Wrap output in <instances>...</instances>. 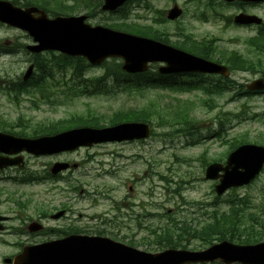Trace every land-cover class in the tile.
Instances as JSON below:
<instances>
[{
  "label": "rangeland",
  "instance_id": "1",
  "mask_svg": "<svg viewBox=\"0 0 264 264\" xmlns=\"http://www.w3.org/2000/svg\"><path fill=\"white\" fill-rule=\"evenodd\" d=\"M73 2L74 0L69 1ZM148 2L152 9L135 10L147 22L157 19L160 16L158 11H167L171 7L169 0ZM176 2L183 9L180 22L160 24V28L173 32L176 27L184 26L195 38H204V42H209V38L216 39L215 49L208 47L215 58L228 51L254 57L255 53L248 49L245 41L258 30H264V3L247 8L248 13L262 19V25L243 28L229 21V17L236 13L235 5H211L210 10L209 0ZM201 10H210L207 12L210 20L200 21L192 16L193 11L198 15ZM76 12L74 15L83 14L81 10ZM108 21L104 14H96L87 19L91 26L103 25ZM5 35H0V38ZM12 36L15 35L10 32L8 38L12 39ZM171 39L173 42L174 38ZM184 46L192 48L188 42ZM25 59L24 56L22 59L0 57V75L9 76L21 72L24 65L16 61ZM86 68V75L90 77H99L104 72L100 66ZM263 74L264 61L255 71H234L230 78L237 83L246 84ZM233 90L231 88L229 92L212 97L214 104L209 103L206 105L208 107L202 104L201 99L205 96L199 91L174 93L120 87L90 96L74 98L70 94L66 97L54 94L43 98L40 93L28 88L25 93L30 92L24 93L23 102L19 104L11 102L9 95H2L0 121L7 122L9 125L2 124V127L12 129L13 132L21 130L22 133H28L27 128L35 129L50 122L68 119L76 123L68 120L70 122L61 129L83 126L79 122L88 119L104 124L109 118L116 116V113L138 110L153 101L159 104L162 114L156 116L153 112L150 113L154 116L151 120L153 135L144 142L104 143L96 148L68 155L70 161L80 163V168L64 173L57 180L42 184L35 180L37 173L43 171L36 168L35 163L46 164L51 159L26 157V172H8L9 176L32 184L13 185L10 181L0 183V188H5L7 192L5 196L28 202V207L23 210L16 207L15 203H10V199L4 203L0 201V214L13 217L6 224L7 231L0 233V264H3V259L19 253V244L35 242L32 234L22 233L30 220L35 218L37 209L43 213L65 209L67 219L78 220L79 225L93 229H99L97 225L104 223V227L100 229L111 234L115 241L146 253H153L152 249L160 246L157 237L161 229L167 227H171L175 238L176 234H182V243L188 246L187 250H202L204 247L201 241H185L188 237L178 228H183L185 224L193 226L207 222L209 213L218 207L224 210L228 208L225 204L228 198L247 197L250 207L244 213L246 219L264 220V171L250 185L230 190L218 197V201L213 192L215 183L204 180L202 166L213 160L224 164L226 158L223 157L226 152H230L232 141L235 140L236 144L249 142L264 145V94L232 96ZM178 105H185L190 111L189 117L193 116L196 123V130L190 136L176 133V127L164 129L158 126V118H174ZM233 114L238 116V120H231ZM18 120H21V126L15 129L10 123ZM219 123L224 124L225 131L219 138L213 137ZM25 126L27 128H23ZM102 162L108 166L105 167ZM79 191L82 193L79 194ZM99 192L103 195H95Z\"/></svg>",
  "mask_w": 264,
  "mask_h": 264
},
{
  "label": "water",
  "instance_id": "2",
  "mask_svg": "<svg viewBox=\"0 0 264 264\" xmlns=\"http://www.w3.org/2000/svg\"><path fill=\"white\" fill-rule=\"evenodd\" d=\"M104 1V10H114L126 0ZM33 14H37V17ZM178 15L180 11L174 8L168 18L174 19ZM0 20L25 31L37 44L27 48L33 53L56 51L69 57H83L92 65H99L106 58H120L123 60L122 70L129 74L145 72L149 63H164L165 67L159 69L163 74L195 72L224 77L229 75L228 70L220 65L166 45L101 27H90L84 23L83 17L48 19L43 11L35 8L21 11L9 3L0 2ZM234 21L239 24L260 23L255 17L246 15H240ZM31 72L32 67L27 70L24 80L28 79ZM247 89L264 90V80L252 82ZM149 135L150 128L143 123H126L102 130L81 128L38 139L0 134V152L13 154L25 151L38 156L93 143L143 140ZM12 163L15 162L0 160V169ZM263 165L264 148L244 145L228 156L225 166L209 165L205 179L219 181L214 188L219 196L230 188L249 184L261 172ZM64 169L65 166H56L52 173ZM29 230L33 231V227ZM215 261L220 264H264V243L237 246L223 241L198 252L169 249L150 254L107 238L73 236L39 246H25L14 257L12 264H210ZM4 263H11V260H4Z\"/></svg>",
  "mask_w": 264,
  "mask_h": 264
},
{
  "label": "trees",
  "instance_id": "3",
  "mask_svg": "<svg viewBox=\"0 0 264 264\" xmlns=\"http://www.w3.org/2000/svg\"><path fill=\"white\" fill-rule=\"evenodd\" d=\"M25 4L36 5L40 8L51 11L53 14H63L65 12L73 11V7L67 6L60 0H25ZM89 12H92V8H89ZM127 11H123L122 16L127 15ZM202 17V16H201ZM116 30L130 31L134 34L137 33L139 27L135 25H123L112 26ZM250 48L259 52L261 55H257L252 59L245 58L244 56L235 53L233 51L221 53L220 57H213L212 51L205 50L195 51L196 54L201 57L222 63L227 65L234 71H253L258 65L264 61V37L263 39L250 38L247 41ZM36 76L24 87V92L28 88L37 89L43 98H49L54 94L59 96L73 97L82 95H93L97 93L105 92L108 89V85L112 82L117 86H122L125 89L134 88L136 90L145 89H169L176 93L200 91L206 98H202L201 102L204 106L209 103H213L212 97L214 95H221L226 88V82L224 85L218 84V82H207L208 80L197 76L193 80L192 84L180 83L171 84L172 77H162L156 72H146L138 75H127L121 72L120 64L116 61L106 62L102 68L104 73L99 77L86 78L87 64L82 59H71L61 55L49 54L39 57V60L35 62ZM224 83V82H222ZM228 83V82H227ZM231 84H235L231 82ZM221 93V94H220ZM235 95H246L247 93L241 87H237L233 90ZM208 107V106H206ZM175 115L172 120L167 118H158V126L162 128L176 127V133L183 135H190L196 130L194 125L195 121L193 117H189V109L185 105H178L175 108ZM153 112L156 116H161L162 110L159 104L155 101L150 102L146 107L138 110H128L127 112L116 113V116L109 118L104 124H99L98 121L88 119L86 121H80L79 124L93 126V127H105L112 126L122 122H144L151 125V120L154 116L150 113ZM150 115V116H148ZM231 120H238V116L231 115ZM173 121L174 123L168 122ZM67 122H58L51 125L63 127ZM72 123H76L71 120ZM196 124V123H195ZM24 128H27L25 126ZM223 129V124L219 123L216 137H219ZM35 134L34 130L30 131L29 136ZM27 136V135H25ZM237 146L236 141H232L230 150H233ZM262 196L264 197V189L262 190ZM249 200L247 197L230 198L226 204L227 210H221L219 207L217 210L209 214L207 222L198 225H184L181 230L188 238V240H199L202 242V247H207L215 242L227 240L235 244L249 245L256 244L264 241V220L260 218H247L244 215L246 209L249 206ZM155 233V232H154ZM173 232L171 227L161 229V233L158 238L157 248L152 251H160L163 249H187V245L182 243L181 235L176 234V238L172 236ZM161 242V243H160Z\"/></svg>",
  "mask_w": 264,
  "mask_h": 264
},
{
  "label": "flooded vegetation",
  "instance_id": "4",
  "mask_svg": "<svg viewBox=\"0 0 264 264\" xmlns=\"http://www.w3.org/2000/svg\"><path fill=\"white\" fill-rule=\"evenodd\" d=\"M171 3V7L177 5L178 3L175 2V0H170ZM235 4L237 3V11L238 13H246L249 14L248 11L246 10L247 5H241L240 2H234ZM232 3V4H234ZM179 6V5H177ZM181 7V6H180ZM183 10V9H182ZM166 12H164L163 14L160 15H164L166 17ZM153 21V20H151ZM180 21L177 20L173 23L177 24ZM10 32H13V34L15 36H12V39L8 38V34ZM4 33H7V35H5ZM185 31H184V26L183 27H176L175 30L173 32H169L164 31L162 33V36L164 38L169 39L170 41L172 40L171 38H174L172 44L174 46H176L175 44H181L184 45L186 42L185 39ZM0 35H5L3 37L0 38V57H6V58H20L22 59L23 56H25L24 50L26 51V43H28V39L24 36V34L19 33V31L8 27L5 24L0 23ZM177 47V46H176ZM178 48V47H177ZM31 58V57H30ZM29 58V59H30ZM27 59V62L28 60ZM23 61V64H25V61ZM1 71V70H0ZM1 74V73H0ZM19 79L17 78L16 81L18 82L21 77H22V73L18 74ZM15 77V78H16ZM13 78V79H15ZM9 77L5 74V75H0V88H7L8 86V80ZM16 82V83H17ZM14 83V82H13ZM2 97V94L0 92V98ZM72 153H61L58 155H55L53 157H46L44 156L43 159H51L52 158H61V160L63 161H68L69 158L67 157L68 155H70ZM0 156H3L0 154ZM10 158H15V156H9ZM41 159V158H39ZM57 162L55 159L52 161H48L44 168H45V173L47 176L49 175V171L50 168L52 166V163ZM75 165V169H77V164ZM6 170L0 171V174L2 172H5ZM58 177H60L61 175H57ZM42 179V178H41ZM46 177H44L42 180H45ZM3 177H0V182H3ZM0 193H3V190H0ZM63 210V209H62ZM64 211V210H63ZM54 214L52 213H43L41 212L39 209H37V213L34 219V222L37 223V225H39L40 227L37 229L38 231L36 233H34L33 238L35 240L34 244H40L43 242H47V241H51V240H56V239H61L64 238L66 236L75 234V235H88V236H104L105 232L104 230L101 229H97V228H90L84 225H79L78 220L72 221L71 219H67V215L64 214L61 217H53Z\"/></svg>",
  "mask_w": 264,
  "mask_h": 264
}]
</instances>
